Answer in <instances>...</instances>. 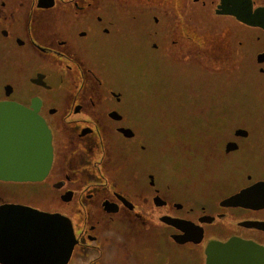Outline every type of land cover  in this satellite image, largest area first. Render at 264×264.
<instances>
[{
	"label": "flooded vegetation",
	"instance_id": "1",
	"mask_svg": "<svg viewBox=\"0 0 264 264\" xmlns=\"http://www.w3.org/2000/svg\"><path fill=\"white\" fill-rule=\"evenodd\" d=\"M39 1L0 0V103L32 113L35 124L47 128L51 148V161L37 180L0 176V217L10 213L0 225L7 233L0 234V264H56L55 239L38 243L37 259L25 258L22 233L29 221L38 224L25 217V209L70 222L74 244L66 264H205L209 243L232 238L264 248V127L224 121L215 104L207 114L202 110L211 99L206 80L224 81L227 93H235V76L245 73L249 87L264 77V61L257 62L264 30L215 15L232 19L244 35L184 24L152 32L150 43L139 47L144 65L137 74V85L146 81L150 88L137 93L165 96H157L160 104L136 108L138 100L121 77L107 79L119 46L112 32L118 21L86 12V0H48L47 7ZM59 6L73 16H62ZM78 23L85 27H74ZM206 64L214 75L205 77ZM240 68L245 70L237 74ZM157 141L165 142L162 153L173 158L169 177L152 157ZM227 144L233 145L228 151ZM111 165L119 178L125 168L130 172V185L112 181ZM22 168L29 170V164ZM211 171L220 178L189 184L199 172ZM246 189L240 204H223ZM37 241L28 247L36 250Z\"/></svg>",
	"mask_w": 264,
	"mask_h": 264
},
{
	"label": "rangeland",
	"instance_id": "2",
	"mask_svg": "<svg viewBox=\"0 0 264 264\" xmlns=\"http://www.w3.org/2000/svg\"><path fill=\"white\" fill-rule=\"evenodd\" d=\"M91 3V5H87L86 9H88V13L94 12L99 16H102L108 20L113 16L114 19L118 21V26L115 30L112 29L113 35H116L117 42L119 46L115 48L114 57L110 58L108 68L107 79L110 81L114 77H121V81L125 84L126 91H130L135 99L138 100V103L135 104L136 108L138 104L144 105H156L160 104L158 101V97L165 96L164 95H156L155 93H137L139 87L142 90H147L150 87L146 85V81L139 73L140 81H145L143 85H137V74L139 72V67L144 65L142 62L140 63L138 59L139 47H144L147 42L150 43L151 33L154 31L166 32L172 30L173 27L178 25H188V26H196L198 28H203L206 30L205 32H214V30H218L221 28L231 29L237 35H244V30L241 29L238 24L233 23L232 19L229 17H216L211 9L214 7V3L216 0H199L198 3H194L193 0H179L176 3V0H86ZM201 1L205 2V6L201 5ZM221 1V0H220ZM251 1V0H250ZM256 8H264V0H253ZM178 3L180 4V9L178 8ZM85 4L83 1L78 3V6ZM220 4V2H219ZM218 4V6H219ZM252 4V1H251ZM39 5H43L45 7L52 6V3L48 0H40ZM75 5L73 9H81ZM252 4V9H253ZM255 8V9H256ZM217 9V8H216ZM62 16L69 15L73 16V12L70 8H61L59 6L56 9ZM99 10V11H96ZM109 10V11H108ZM104 11L105 13H102ZM111 11V12H110ZM108 12V13H106ZM75 13V12H74ZM79 13V12H76ZM88 13L85 14L84 17L88 16ZM228 16V15H221ZM232 17V16H231ZM234 18V17H233ZM236 20V19H235ZM240 23V22H239ZM80 23L75 24L74 27L83 28L82 26H78ZM228 27H225L227 26ZM97 33V32H96ZM94 33V34H96ZM211 33V34H212ZM210 34V33H209ZM255 35L258 33L255 32ZM116 43L115 45H117ZM149 55L152 53L150 48H148ZM264 54V53H263ZM260 54L259 56L263 55ZM118 59H114L117 58ZM259 58V57H258ZM257 62L264 61V55L260 57L263 60H258ZM120 64L117 68L116 66ZM213 65L206 64L202 67V72L205 73V77L209 74L214 75L213 73ZM245 69L240 68L237 71V74L243 72ZM145 72L149 73V68L145 69ZM136 73V74H135ZM243 73L241 76H235L236 87L235 93H227L226 84L222 81V84L217 85V82L213 79L212 81L206 80L204 85L205 90L209 91V95L211 99H208L204 102L203 106L206 109H202L206 114L208 112V107L214 106L217 107L216 110L222 115V119L224 121H230L232 123H239V125H245L243 122H254L252 127H264V77L259 79L258 82H253L252 87H249L245 76ZM132 83H131V82ZM207 88V89H206ZM192 87H190V90ZM250 89L253 93H249ZM243 90L244 93H240L239 91ZM258 92V93H257ZM208 93V92H207ZM188 94V93H187ZM158 96V97H157ZM170 99V95H168ZM160 99V98H159ZM243 106H245L243 108ZM250 108V112L246 111L247 108ZM230 112H233L232 117L230 119H224L226 115ZM244 112H248L247 117L249 120H244L242 115L244 116ZM226 113V115H225ZM183 115V114H181ZM224 131V127L222 128ZM239 131V130H238ZM241 131V130H240ZM226 132V131H225ZM165 142L157 141L154 149H157V156L155 154L152 155L155 162L161 166L164 170L163 176L169 177L170 172H167L166 169L172 170V161L173 158L169 154H163L162 150L166 149V145L162 144ZM153 149V150H154ZM128 158V156H127ZM140 161H144V158H137ZM246 164V161L243 162ZM188 168L191 169V162L189 161ZM219 169L224 170V167H219ZM233 169V167H232ZM136 170V169H135ZM221 170V171H222ZM120 170L117 167H111L108 169V174L111 175L112 181L117 180L119 185L127 186L129 183V175L130 172L124 170L125 176L122 175L120 178L118 177ZM123 173V174H124ZM133 175L137 176L136 173ZM207 181L210 178H220V175L215 174L214 171L207 172L204 174L203 172L198 173V178L191 179V185H200L202 184L204 179ZM137 185V177L133 178ZM210 185V183H207ZM130 185V184H129ZM212 185V184H211ZM218 189V188H217ZM216 189V190H217Z\"/></svg>",
	"mask_w": 264,
	"mask_h": 264
},
{
	"label": "water",
	"instance_id": "3",
	"mask_svg": "<svg viewBox=\"0 0 264 264\" xmlns=\"http://www.w3.org/2000/svg\"><path fill=\"white\" fill-rule=\"evenodd\" d=\"M216 14L232 16L244 25L264 30V8L252 9L250 0H221L219 6H217ZM263 55L258 56V60H263V58H260ZM35 121L32 113H29L23 106L12 102L0 103V150L3 155L0 160V166L3 167L2 170L0 169L1 178L34 181L39 178L40 170L44 164L50 163L51 148L49 133L42 122L36 125ZM240 132L243 131L239 130L237 134ZM23 133H28L27 136H29L30 142L39 139L38 150L28 151L29 159L27 162L23 161L21 155H10L11 147L21 143V137L24 136ZM232 146V144H227L226 150H230ZM21 152L25 153L26 151L20 150ZM24 163H29V170H22V164ZM247 191L249 190L246 189L240 194L228 198L223 204L226 206L240 204L242 194H245ZM10 211L14 212L15 210ZM30 211L28 209L24 210L25 217L28 218L30 215L31 220L35 217L38 224H33L29 221L22 233L24 235L23 254L25 258L33 259L35 257L37 259L39 253L38 243L43 242L44 239H50L54 242L55 239L56 264H66L74 244L70 222L59 215L33 214L36 212ZM9 215L8 210L3 212L0 217L2 221L0 222L1 226H3V221L8 220ZM172 224L181 228L179 222L173 221ZM3 232L7 237L6 230H1L0 234H3ZM44 235L48 237H44ZM6 237L3 236L2 239L6 240ZM38 238H40L39 241H37ZM32 241L34 243L37 241L36 250L28 247V244ZM3 249V247H0V250ZM205 255V264H264V248L253 242L243 241L238 238L229 239L224 243H209L206 247Z\"/></svg>",
	"mask_w": 264,
	"mask_h": 264
},
{
	"label": "bare ground",
	"instance_id": "4",
	"mask_svg": "<svg viewBox=\"0 0 264 264\" xmlns=\"http://www.w3.org/2000/svg\"><path fill=\"white\" fill-rule=\"evenodd\" d=\"M23 135L24 136L21 137V143L16 145V146H12L11 147L10 155L11 156H13L14 154L21 155L23 161L27 162V160L29 159V154H27L28 151H32V150L36 151V150H38L39 139L32 140V142H30V140H29L30 138H29V136H27L28 133H26V134L23 133ZM0 148H1V146H0ZM20 150L24 151V152L26 151V152L25 153H22V152L20 153ZM2 157H3V155H2L1 150H0V160H1ZM25 164H29V163H24L22 165H25ZM18 167H20V166H18ZM18 169H20V168H18Z\"/></svg>",
	"mask_w": 264,
	"mask_h": 264
}]
</instances>
